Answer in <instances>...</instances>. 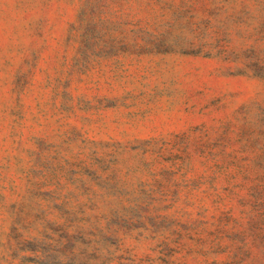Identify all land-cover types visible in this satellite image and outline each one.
<instances>
[{"label": "rangeland", "instance_id": "obj_1", "mask_svg": "<svg viewBox=\"0 0 264 264\" xmlns=\"http://www.w3.org/2000/svg\"><path fill=\"white\" fill-rule=\"evenodd\" d=\"M0 264H264V0H0Z\"/></svg>", "mask_w": 264, "mask_h": 264}]
</instances>
